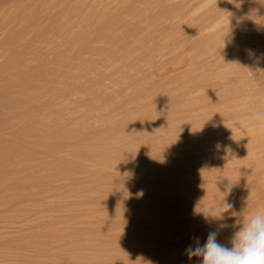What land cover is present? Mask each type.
<instances>
[{
	"label": "rangeland",
	"instance_id": "obj_1",
	"mask_svg": "<svg viewBox=\"0 0 264 264\" xmlns=\"http://www.w3.org/2000/svg\"><path fill=\"white\" fill-rule=\"evenodd\" d=\"M25 2L0 0L1 20ZM40 6L22 43L51 81L33 114L0 112V264H199L185 248L217 228L231 246L264 211V0ZM224 196L225 221L194 214Z\"/></svg>",
	"mask_w": 264,
	"mask_h": 264
},
{
	"label": "bare ground",
	"instance_id": "obj_2",
	"mask_svg": "<svg viewBox=\"0 0 264 264\" xmlns=\"http://www.w3.org/2000/svg\"><path fill=\"white\" fill-rule=\"evenodd\" d=\"M26 1L27 2H25L24 5L22 3L23 7H21V8H17L14 6L9 7L10 5H8L9 9L6 7L8 10H6L4 12V14L5 15L8 13L13 14V17L10 19V21L3 22L1 20V16H0V30L2 29V31H4L3 29L7 28V26L9 27V25L11 23L12 24L15 23V26L11 27L9 29V31L4 36L0 35V59H1L0 60V112L2 109H6L7 110L6 112L9 113L10 118H11V116L16 117V116H21L23 114L25 116V114H31L33 112V110H34L33 107L35 106L34 105L35 104L34 103L35 98L40 93V91H39V85L40 84L39 83L42 82L41 84L44 85L46 83V80L48 81V78L50 77L49 76L50 72H49V69L47 67L49 65H45V64L40 65L39 64L40 66H32V64L31 65L29 64V61H31V59H34V57H37V54L35 55V53H33V50H31L33 48H31L30 43H29V45H28V43L27 44L22 43L23 40L26 42V40L28 39V38L26 39V35L28 34L27 29L31 26H34V27L36 26V21H37L38 17L41 15L40 14L38 16V12H39L38 9L41 7L40 5L43 2L45 4L47 2V0H26ZM6 5L7 4H5L4 6H6ZM0 6H1V4H0ZM2 6H3V4H2ZM0 10H2V9H0ZM72 16H71V18H72ZM48 17H46V18L48 19ZM75 18H77V17H75ZM79 20L81 21V18ZM20 21L28 22V24L26 23L27 26H25V27H18V25L16 26L17 22H20ZM46 23H47V21H46ZM37 28H36L37 33L41 34V35L43 34V36H44V30L47 27L44 24L43 25L40 24L39 26H37ZM30 33L31 32H29V34ZM24 37L26 40L24 39ZM31 38H34V36ZM27 41L29 42V40H27ZM37 59L40 60V57L39 58L37 57ZM55 78H56V76H55ZM50 81H48V83ZM41 86H40V88H41ZM52 90H53V88H52ZM45 93H47V92H45ZM45 93H43V95ZM22 106L23 107L27 106V109L24 113H19V111H22V110H20L22 108ZM3 111L5 112V110H3ZM1 115H3V114H1ZM1 115H0V127H4V125L7 121L5 120V118L3 119L2 118L3 116H1ZM4 115H6V114H4ZM4 140L5 139L0 137V150L3 149L1 147L4 146V148H5L6 145H10L9 142H8L9 143L8 144V143H6L7 141L5 140L6 141L5 142ZM14 145H15L16 149L19 148V147H17V146H19V144H14ZM34 146H35L34 142L28 143L29 155L31 157H33L37 154ZM8 153H10V152H8ZM8 153H7V155H8ZM5 154H6V152H5ZM13 154L15 155V153H13ZM1 156H3V155L1 154ZM3 157L5 158V156H3ZM6 157H7L6 158L7 160H10L12 156H11V154H9L10 158L8 156H6ZM15 173L17 176H20V174H17L18 171H15ZM30 177L31 176H29L27 178H30ZM27 178H26V180H29Z\"/></svg>",
	"mask_w": 264,
	"mask_h": 264
},
{
	"label": "clouds",
	"instance_id": "obj_3",
	"mask_svg": "<svg viewBox=\"0 0 264 264\" xmlns=\"http://www.w3.org/2000/svg\"><path fill=\"white\" fill-rule=\"evenodd\" d=\"M249 120L256 125H264V111H254ZM235 181L227 178L225 196L232 192ZM224 199L211 206L199 205L194 214L205 221H225L234 215V203ZM237 228L230 238V245L218 240L220 229L209 231L206 241L201 244L194 238L195 244H189L185 253L189 258H202L199 264H264V211H254L242 220L236 221ZM227 225H221L226 227Z\"/></svg>",
	"mask_w": 264,
	"mask_h": 264
}]
</instances>
